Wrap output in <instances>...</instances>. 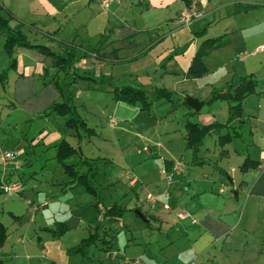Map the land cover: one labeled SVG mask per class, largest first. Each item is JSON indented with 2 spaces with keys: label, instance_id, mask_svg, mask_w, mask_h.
Instances as JSON below:
<instances>
[{
  "label": "crops",
  "instance_id": "obj_1",
  "mask_svg": "<svg viewBox=\"0 0 264 264\" xmlns=\"http://www.w3.org/2000/svg\"><path fill=\"white\" fill-rule=\"evenodd\" d=\"M0 6L10 28L53 54L17 47L11 58L0 33V74L7 71L2 103L19 116L26 132L24 139L17 137L26 143L17 141L8 151L17 155L15 161L0 165V179L11 183L25 169L46 178L51 187V193L32 205L34 228L22 220L6 227L0 219L6 231L0 264H264V51L252 54L264 46V0H0ZM186 10L197 17L181 26L177 19ZM200 49L205 50L207 71L188 79L186 71ZM68 52L73 62L57 68L55 58ZM11 59L14 68L9 70ZM246 76L256 81L255 93L243 100L240 115L229 122L233 103L208 99L213 91ZM61 77L87 81L83 87L90 95L102 92L114 109L111 117L122 105L113 100V92L123 87L141 89L148 97L165 90L173 101H156L149 112L136 106L149 115L153 127L143 142L125 145L149 148L138 156L134 147L124 157L121 145L118 165L112 153L100 151L94 157L88 152L92 137L66 141L63 119L44 115L68 96V106L76 108L81 94L72 98L59 88L65 81ZM93 78L101 83L91 86ZM188 97L203 104L199 112L185 104ZM86 102L80 100L81 106ZM38 123V135L28 139ZM187 123L221 127L193 155L187 147ZM118 127L109 122L107 133L101 129L104 146L123 144L117 142ZM226 135L230 141L223 145ZM61 141L80 151L64 164L80 172L85 170L82 162L95 164L94 194L72 183L56 160ZM245 159L257 165L241 172ZM123 163L130 171H124ZM4 191L19 193L20 187L14 184ZM97 205L98 210L116 206L125 213L110 223L98 215ZM182 213L196 223L180 220ZM99 221L98 245L85 254L69 253Z\"/></svg>",
  "mask_w": 264,
  "mask_h": 264
},
{
  "label": "rangeland",
  "instance_id": "obj_2",
  "mask_svg": "<svg viewBox=\"0 0 264 264\" xmlns=\"http://www.w3.org/2000/svg\"><path fill=\"white\" fill-rule=\"evenodd\" d=\"M92 80L93 82L88 81L90 82L91 86H96V84L101 83L100 79L93 78ZM61 81H64V83L61 84L63 90L71 94L70 96H72V98L74 94H81V96L75 100L76 108L74 109L73 113L75 117H78L85 124L83 127L79 125L77 128L65 127V125H63L64 128L61 130L62 137L65 139L67 138L66 141L68 139H74V142H87L86 140L92 137V140L90 141L91 143L88 145V152L93 153L92 155H95L94 157L101 155L100 151L102 153H112L114 156V163L120 165L122 163V161H120V159L122 160V154H119L117 151L120 149V146H123L124 157L127 156V154H129L131 149H133L135 146L133 144V146H126L125 144L130 142H143L144 136L148 134V130L153 127V124L150 123V117L147 113H143L138 109V107L129 105L125 102H121L122 105L120 106L118 105V107L115 109V115L111 117L114 109H112V106L109 107L106 105L108 102L106 96L102 92L97 91H94V93L90 95V91L83 87L87 81L77 80L76 83H73L72 80H67L62 77L60 78V82ZM2 87L3 86L0 84V151L8 152L14 149L17 141L19 143H26L25 140L21 141V139H17L19 135H22L24 139L26 132L24 130V125L18 124L19 122H17L19 116L10 114L8 111L9 107L6 105V103H2ZM82 99H88V102H86L84 106H81L80 104V100ZM70 103H72V100H70ZM70 108L72 109L73 106H70ZM109 122L119 124L117 129L119 141L117 142H123V144L115 146L116 142L114 141L112 142L113 145L104 146L103 141L99 139L100 133H102L101 129L105 128L106 132L104 133H107ZM7 124H10L11 126H7ZM41 125L42 124L40 123L35 125L33 129L27 133V138L29 139L32 136L35 137L38 135L35 131L38 129L40 130ZM136 137H139V139H136ZM140 145L141 146H139V148L135 147L138 156L144 155L145 150L149 148L148 146L142 144ZM68 146L74 151V157H76L80 152L78 146L72 147L69 144ZM46 152L47 149L44 150L45 154H47ZM100 166L105 167V169H107V167L109 168V165L102 164ZM121 167H123L124 171H130L128 170L129 168L125 166V163H123ZM30 174L31 173L23 169V172L21 171L20 173L19 171L18 174H16L15 181L13 180L11 183L7 182L6 184V177L1 176L0 182L2 188L5 187V189H8L14 184H17L20 187V192L22 191L21 193L19 192L14 194L4 191L5 193L0 195V219L6 227H9L10 222L18 224L21 222V220L23 223H25V225L30 224L29 226H31L33 224L31 221H34L36 214V208H33L34 203L37 200H41L43 196L46 195V193H51V187L46 185L44 182V180H47L46 178L41 179L39 174ZM227 186L232 187L230 184H227ZM36 224L37 222H35L32 227L34 228ZM95 244L98 245V242ZM96 253L98 254V249Z\"/></svg>",
  "mask_w": 264,
  "mask_h": 264
},
{
  "label": "trees",
  "instance_id": "obj_3",
  "mask_svg": "<svg viewBox=\"0 0 264 264\" xmlns=\"http://www.w3.org/2000/svg\"><path fill=\"white\" fill-rule=\"evenodd\" d=\"M10 18L4 17L2 7L0 6V33L4 35V49L11 56L15 48L24 47L29 49H35L40 53L53 56L51 52H49L46 48L41 46H33L30 45L25 37L20 33L19 30H15L10 28L9 26ZM213 40H207L206 43L211 42ZM219 44L216 45V47ZM205 55V50L200 49L193 56L190 65L186 71V77L188 79H197L202 77L206 73V67L203 63V57ZM74 58L72 56V52H68L65 58H55L54 63L57 68L64 69L69 66L73 62ZM14 68V61L11 59L10 69ZM6 73L4 71L0 74V84L2 86L6 83ZM256 81L252 76H246L242 78L236 85L229 86L225 90L213 91L211 93L210 98L207 103H211L215 100H227L233 103V106L230 109V117L229 122L233 119L237 118L242 110L243 100L255 93ZM61 83L58 85L60 88ZM62 87V86H61ZM114 100L117 102H125L132 106H138L141 111L149 112L154 102L160 100H167L172 102V96L169 92L165 90H156L153 92L151 97H148L147 94L141 89H134L131 87H123L120 89H116L113 92ZM69 99V96H68ZM67 99V101H68ZM57 103L48 108L44 115H49L50 113L56 114L60 116L63 121L65 127H79L84 126V122L81 121L78 117H75L72 109L68 106V102ZM80 122V124H79ZM220 128V125H208L201 126L197 124L187 123L186 124V132H187V147L192 150L193 155L196 154L198 149L202 146L205 137L214 129ZM223 127V126H222ZM223 145L229 143V136H224L221 138ZM74 151L68 146V144L64 141L56 147V160L62 164L63 170L67 177L71 180L72 183L78 185L84 189L85 192L89 194H94L93 188V180L96 175L97 168L94 163L82 162L81 167L85 170L80 172L76 166L66 165L64 161L73 157ZM257 164L250 161L249 159H245L240 166V171L245 172L249 168H254ZM3 194V188L0 182V195ZM97 213L101 217L102 220H107V222H115L125 213L124 210L113 206L108 209L98 210ZM101 221L97 222L93 233L89 235V237L82 241L76 248L69 251V253H82L85 254L86 249L90 246L95 245L97 241L98 231L101 229ZM6 237V231L3 225L0 222V247L2 246Z\"/></svg>",
  "mask_w": 264,
  "mask_h": 264
},
{
  "label": "built area",
  "instance_id": "obj_4",
  "mask_svg": "<svg viewBox=\"0 0 264 264\" xmlns=\"http://www.w3.org/2000/svg\"><path fill=\"white\" fill-rule=\"evenodd\" d=\"M196 17L197 16L194 13H190L189 11L186 10L180 14L177 21L181 26H188L192 23L193 19H195ZM260 51H264V46H261L259 49L255 50L254 52H252V54H256ZM16 157H17L16 154H14L13 152H2V151H0V165H2V166L7 165V163L14 161L16 159ZM178 167H179V165H177L176 169H178ZM169 180H170V177H169ZM7 190H9V188ZM146 199L150 202L153 201V199L150 195H147ZM165 209H167V207H165ZM178 218L180 220L189 219L191 224L196 223V220L193 219L191 216H189L187 213H182V214L178 215ZM128 264H138V261H132V262H129Z\"/></svg>",
  "mask_w": 264,
  "mask_h": 264
},
{
  "label": "water",
  "instance_id": "obj_5",
  "mask_svg": "<svg viewBox=\"0 0 264 264\" xmlns=\"http://www.w3.org/2000/svg\"><path fill=\"white\" fill-rule=\"evenodd\" d=\"M185 104L190 108V109H192L193 111H195V112H199V110L201 109V107H202V103H200V102H198V100H196V99H193V98H190V97H188V98H186V100H185ZM135 214H136V216L140 219V220H145L144 219V217H143V215L142 214H140L139 212H135Z\"/></svg>",
  "mask_w": 264,
  "mask_h": 264
}]
</instances>
